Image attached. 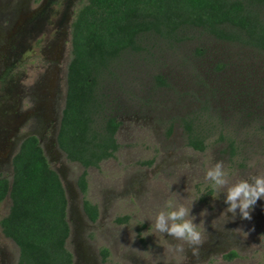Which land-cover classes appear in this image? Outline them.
<instances>
[{
  "label": "rangeland",
  "instance_id": "rangeland-1",
  "mask_svg": "<svg viewBox=\"0 0 264 264\" xmlns=\"http://www.w3.org/2000/svg\"><path fill=\"white\" fill-rule=\"evenodd\" d=\"M40 3L0 0V8L12 13L8 24V12L0 10V144L15 126L19 137L27 131L31 121L24 111L30 106L19 103L17 91L42 75L51 58L49 23L55 22L60 43L65 11L71 9L65 8L70 0H59L63 5L45 10L29 36L26 30L17 32L16 26L29 21ZM79 7L74 3L72 9ZM20 16L27 20L19 23ZM190 32L191 39L182 43L161 40L144 53L127 55L104 82L108 111L120 122L115 135L119 147L114 156L86 169L84 194L77 184L83 167L59 151L58 157L55 147L50 156L46 153L68 197L66 248L73 264H264V200L257 201L250 220H242L239 212L233 217L224 212L223 193L217 196L205 179L218 161L230 184L264 175V51ZM37 38L41 46H32ZM57 46L55 60L63 56L62 44ZM157 75L166 84H159ZM192 115L208 133L202 151L186 144L182 119ZM84 198L98 207L94 222L81 211ZM179 205L191 210L202 232L198 259L187 245L177 253L175 246L182 242L155 231L156 215ZM9 206L6 197L0 220ZM231 251L235 255L225 258ZM18 254L0 225V264H17Z\"/></svg>",
  "mask_w": 264,
  "mask_h": 264
},
{
  "label": "trees",
  "instance_id": "trees-1",
  "mask_svg": "<svg viewBox=\"0 0 264 264\" xmlns=\"http://www.w3.org/2000/svg\"><path fill=\"white\" fill-rule=\"evenodd\" d=\"M193 29L264 51V0H85L77 10L57 142L68 160L83 167L77 179L82 193L86 169L114 156L119 147L115 135L120 122L108 111L104 82L127 55L144 53L161 40L182 43L191 39ZM156 80L166 84L160 75ZM182 128L186 144L204 150L208 133L200 119L185 117ZM6 195L10 206L0 224L18 246L17 264H73L66 248L65 189L35 136L22 140L10 179L0 178V201ZM83 207L94 220L95 205L84 199ZM101 252L108 253L106 248ZM234 255L231 251L224 257Z\"/></svg>",
  "mask_w": 264,
  "mask_h": 264
},
{
  "label": "flooded vegetation",
  "instance_id": "flooded-vegetation-1",
  "mask_svg": "<svg viewBox=\"0 0 264 264\" xmlns=\"http://www.w3.org/2000/svg\"><path fill=\"white\" fill-rule=\"evenodd\" d=\"M40 2L41 3L38 9H35L32 11L33 14L31 17H29L30 18L29 21L25 22L27 19H25L23 16L22 17L20 16L21 19L20 21L18 20L19 23L25 22V24L23 26L17 25L16 26L17 32L21 31L20 29H22L23 31L26 30L29 36V32L37 25V23L42 21L45 10L47 9L56 10L57 4L58 5L60 4L59 0H40ZM83 2H85V0H70V3H68L65 6L66 9L68 6H71V9H68L65 11V18H64L65 24L62 27L63 35L59 37L60 43L56 40V36L59 31L55 27V22L49 23L52 29V37H50L48 40V45L50 46L48 51L51 54V58H49L47 63L44 65L45 67L44 71L38 79H36L35 81H33L32 83L28 85H23L17 91V94H18L17 98H18L19 103L22 104L25 101L30 106L24 112H25V116L27 120L31 122L28 125L27 131L23 133L21 137L18 136V132L20 128H18L17 126H15L12 130V131H15L14 134L10 130L6 132V136L3 138V140H6V141L0 144V178L10 179L11 176L8 177V175L12 174V158L15 155V153L18 151V148L22 140L28 136H35L37 138L38 143L42 147L45 156H46V153L49 156L51 155V151H50L51 146L56 148L57 150L56 155L58 157H59V152H61L63 155L66 156L65 152L58 145L57 135L59 131L62 110L64 108L65 98H66L67 66L71 59L72 24L75 19L77 10L82 6ZM64 3H66V1H64ZM74 3L79 4L80 6L75 11L72 9L74 6ZM61 5H63V3L60 4L59 6ZM6 9L7 8L5 7L0 8V10L8 12L6 13L8 16H5V19H6V22L9 24L11 22L10 19H11L12 13H9L11 11H6ZM12 24L14 25V23ZM0 38H2L1 35H0ZM15 38H18V37H15ZM14 41H12L11 44H13ZM58 44H62L63 56H61L59 60H55L54 58L58 51V46H57ZM32 46H35V47L41 46L40 39L37 38L33 40ZM69 53H70V56H68ZM64 86H65V90L63 88ZM63 91H64V96H63ZM235 96L240 97L241 96L240 92H237ZM61 101L63 102V108H61ZM237 101L240 102V100H237ZM239 104L240 103H238L236 107L233 104L232 107L236 109L239 106ZM6 197H8V195H6L0 201V203L4 201ZM67 200H68V197H67ZM83 200H82L81 211L86 214L87 218L91 222H94L98 217V207L95 203L91 202L93 205H95L97 209V216L94 220H92L89 218V216L84 210ZM73 215H75L77 219H79L78 217L80 214L75 213ZM1 230H2V227H1ZM7 238L12 240L9 237Z\"/></svg>",
  "mask_w": 264,
  "mask_h": 264
},
{
  "label": "clouds",
  "instance_id": "clouds-1",
  "mask_svg": "<svg viewBox=\"0 0 264 264\" xmlns=\"http://www.w3.org/2000/svg\"><path fill=\"white\" fill-rule=\"evenodd\" d=\"M205 179L211 182L217 196L223 193V202L227 205L224 212L231 213L233 217H236L239 212L242 220H250V213L257 201L264 200V175H250L247 179L230 184L223 162L218 161L207 170ZM190 212L191 210L183 205L169 211L161 210L155 217L154 228L155 231L182 242L175 246L174 250L177 253H184L185 245H187L192 256L198 259L203 236L197 224L193 222L195 217L190 215ZM206 212L205 210L201 214ZM190 216L191 219H189Z\"/></svg>",
  "mask_w": 264,
  "mask_h": 264
}]
</instances>
